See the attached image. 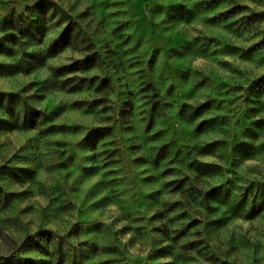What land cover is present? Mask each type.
<instances>
[{
    "label": "rangeland",
    "instance_id": "obj_1",
    "mask_svg": "<svg viewBox=\"0 0 264 264\" xmlns=\"http://www.w3.org/2000/svg\"><path fill=\"white\" fill-rule=\"evenodd\" d=\"M263 79L264 0H0V264H264Z\"/></svg>",
    "mask_w": 264,
    "mask_h": 264
},
{
    "label": "trees",
    "instance_id": "obj_2",
    "mask_svg": "<svg viewBox=\"0 0 264 264\" xmlns=\"http://www.w3.org/2000/svg\"><path fill=\"white\" fill-rule=\"evenodd\" d=\"M263 81H264V79H263ZM85 86H82L79 90H77V91H80V90H82V88H84ZM74 92H76V91H74Z\"/></svg>",
    "mask_w": 264,
    "mask_h": 264
}]
</instances>
